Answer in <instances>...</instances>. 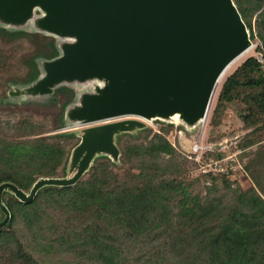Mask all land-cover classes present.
Listing matches in <instances>:
<instances>
[{
    "label": "trees",
    "instance_id": "obj_1",
    "mask_svg": "<svg viewBox=\"0 0 264 264\" xmlns=\"http://www.w3.org/2000/svg\"><path fill=\"white\" fill-rule=\"evenodd\" d=\"M235 1L263 60L251 54L223 79L210 123L219 125L229 108L241 111L247 132L237 144L258 146L241 153L251 155L242 172L250 183L233 170L190 178L191 162L168 128L147 127L123 142L119 163L101 157L75 184L46 185L29 202L4 191L12 217L0 228V264H264V0ZM57 53L52 36L0 26V96L10 82L38 76V56ZM73 93L57 89L65 100L54 116L0 108V184L29 191L40 176L65 174L79 138L54 130ZM222 156L209 149L203 158ZM196 179L208 180L205 191L194 189Z\"/></svg>",
    "mask_w": 264,
    "mask_h": 264
},
{
    "label": "water",
    "instance_id": "obj_2",
    "mask_svg": "<svg viewBox=\"0 0 264 264\" xmlns=\"http://www.w3.org/2000/svg\"><path fill=\"white\" fill-rule=\"evenodd\" d=\"M0 26L52 36L58 50L0 102L49 107L66 86L62 127L82 126L69 130L79 139L64 175L29 191L0 184V228L12 217L4 191L29 202L46 185L75 184L101 157L119 163L122 135L148 126L138 116L202 127L225 68L254 43L235 0H0Z\"/></svg>",
    "mask_w": 264,
    "mask_h": 264
},
{
    "label": "rangeland",
    "instance_id": "obj_3",
    "mask_svg": "<svg viewBox=\"0 0 264 264\" xmlns=\"http://www.w3.org/2000/svg\"><path fill=\"white\" fill-rule=\"evenodd\" d=\"M253 28L256 31L255 26V17L253 19ZM250 29V28H249ZM251 31V29H250ZM253 47L249 53L246 54L243 58H241L239 61L236 62V64L233 65V67L227 72V74L221 78L219 81V84L217 86V89L215 91V94L213 96L210 109L208 112V116L206 118V121L204 125L200 128H196L193 130H188L181 124H177L175 122H167L162 119H154L147 121L148 126L151 127L154 130H162L163 127H167L168 131L166 133L170 137V139L173 141L174 145L179 149L182 155H184L190 162L191 165L187 171V174L190 178H197L202 173H206L202 165H204L206 162H210L215 157H210L209 159H204L203 155L205 151H208L209 149H212V151H218V152H224V156L227 157L228 155H233L234 160L232 161V165L229 166L230 170L236 171V174H233V177H239L241 180V183L244 185H247L250 183V180L245 175H242V172L245 170V164L250 159L251 155L243 156L241 153L247 152L250 153L255 150L258 146L253 145L251 147H248L246 149H243L241 146H239L237 143L244 137L246 134V130L241 129V118L242 113L237 108H229L226 110L224 117L222 119V122L219 125H213L210 123V117L213 112V108L216 103V99L218 96V92L220 89V86L222 84L223 79L238 65L240 62H242L247 56L251 54H255L258 57L262 58V54L257 51L255 48L259 42L258 37L253 39ZM263 59V58H262ZM11 88L10 84H7V87L2 92L1 96L8 95V90ZM0 96V98H1ZM59 97V95H58ZM43 99V98H40ZM65 99H60L57 104H53L49 107L45 106H37V105H27V104H13L10 105L8 103H2L0 102V108L5 109L9 112L15 111L18 115L24 114L26 112H38V113H48L51 116L55 115L58 110L61 109L62 102ZM6 118L8 120H11L14 122V117L12 115H6ZM11 122V123H13ZM82 126L78 125H71L69 127H61L57 128V130L54 131H66L71 129H79ZM52 131V132H54ZM145 130H141L138 137H134L129 133H124L121 138V144L123 145V142L126 140H137L141 139V137L144 135ZM205 146H211V148H206ZM123 147V146H122ZM223 156V157H224ZM213 172V171H211ZM208 180H195V187L194 189L198 191L201 189L202 191H205L204 183H207ZM190 254L196 255L197 251L196 249H190Z\"/></svg>",
    "mask_w": 264,
    "mask_h": 264
},
{
    "label": "built area",
    "instance_id": "obj_4",
    "mask_svg": "<svg viewBox=\"0 0 264 264\" xmlns=\"http://www.w3.org/2000/svg\"><path fill=\"white\" fill-rule=\"evenodd\" d=\"M263 58V57H262ZM259 57V59L263 60ZM206 148H211V146H205ZM234 160L233 155H228L227 157H220L216 158L210 162H206L204 165H202V168L205 172H216V171H225L229 172V166L232 165V161Z\"/></svg>",
    "mask_w": 264,
    "mask_h": 264
},
{
    "label": "bare ground",
    "instance_id": "obj_5",
    "mask_svg": "<svg viewBox=\"0 0 264 264\" xmlns=\"http://www.w3.org/2000/svg\"><path fill=\"white\" fill-rule=\"evenodd\" d=\"M252 47H253V45L250 47V48H248L247 50H245L244 52H242L240 55H238L226 68H225V70H224V72H223V74H222V77L221 78H223L226 74H227V72L233 67V65L234 64H236V62L237 61H239L241 58H243L244 56H246V54L247 53H249L250 51H251V49H252ZM138 117H140V118H142V119H145L146 121H149V119H146V118H144V117H141V116H138Z\"/></svg>",
    "mask_w": 264,
    "mask_h": 264
}]
</instances>
